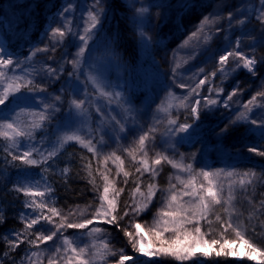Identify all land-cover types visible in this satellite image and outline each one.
<instances>
[{
	"label": "trees",
	"instance_id": "16d2710c",
	"mask_svg": "<svg viewBox=\"0 0 264 264\" xmlns=\"http://www.w3.org/2000/svg\"><path fill=\"white\" fill-rule=\"evenodd\" d=\"M76 1L83 0H0V13L6 12L14 34L10 37V45L14 52L18 51L17 55L8 54L1 59H23L33 55V59L23 67L31 79L30 87L24 88L25 92H34L47 101L58 97L66 73L61 75L58 69L66 71L68 66L64 54L68 40L58 37L52 43L45 27L47 22L56 20L70 3ZM90 1H86L89 7ZM97 5L101 12L98 16L99 35L105 36L118 60L131 72L137 70L140 64L145 66L140 61L141 40L133 12L125 0H98ZM148 6L158 13L147 30L153 41L147 53L156 62L160 75L152 78V85L160 86V91H172L179 95L176 88L183 84L185 86L180 87L183 96L186 89L188 93H194L192 90L196 89V93L220 94L221 107L204 111L197 122L200 133L195 139L189 143L173 142L171 149L164 151L163 156L169 159L161 158L156 176L144 171L136 160L128 162L121 159L124 174L116 178L108 193V198L116 201L112 215L117 219L110 224L103 223L104 218L98 215V210L103 211L102 204L107 207L106 202L101 200L106 185L92 151L77 143H67L55 152L31 154L29 158L37 163L30 165L19 159L13 160L12 157L18 155L7 148L0 138V264H50L52 259H38L43 256V242L38 236L50 235L61 224L82 223L94 216L96 219L93 220L102 223L90 224L84 231L100 228L97 233L101 243L94 244L90 238L84 240L86 259L83 264H117L121 255H140L137 260L125 261L124 264H264V255H261L264 253V156L249 151L250 147L264 151V131L250 122L264 118V97L258 96L253 104L248 105L253 96L264 91V43H256V39L264 35V23L261 22L264 17L255 10L262 6L261 0H148ZM89 7L84 9L90 10ZM229 13L232 14L231 20ZM205 17L211 23H202ZM17 26L20 28L18 32H21L19 36H16ZM193 32H196L195 36ZM25 36L31 41L27 42ZM237 39L240 40L239 48L236 46ZM235 48L257 61L255 75L246 74L240 67L243 60L236 56H230L224 66L219 64V56L235 51ZM49 68L54 70V74H49ZM206 77V84L197 88L199 81ZM41 88L44 90L40 91ZM234 89L236 95L228 101V95ZM144 91L149 93V87L146 86ZM142 94L145 96L144 93L140 96ZM225 101H228L229 107L224 106ZM242 114L248 119L241 118ZM177 118L178 121L184 120L181 112ZM225 127L227 132L220 135ZM158 136H154L156 146H159ZM214 151L240 157L234 159L229 155V163L207 165V155H212ZM173 160L184 166L182 172L185 175L176 201L171 200L173 192L168 189L175 180ZM189 164L191 169H187ZM229 169L241 175L226 177L221 174L218 184L213 185L220 203H213L203 190L208 187L207 181L199 176L202 171L215 173L223 170L225 173ZM245 172L249 173L248 177H243ZM241 178L246 181L244 185L239 183ZM249 179L251 183H247ZM150 187L154 193L151 201L147 199ZM25 190L43 195H25ZM185 192L194 194L185 195ZM200 195H204L205 202L209 204V211L203 218L198 211L193 215L200 204ZM144 204L148 205L147 208L138 214L131 211ZM53 208L57 210V215L52 213ZM177 210L181 212V217L177 219L187 216L189 222L184 223L181 230L173 231L172 218L165 217L163 213ZM44 217H51V222ZM33 219H37L38 223L28 228ZM165 220L170 223L165 225ZM135 223L141 224L146 235L145 247L150 240L153 241L151 250L159 247L155 232H161L162 239L171 243L177 236L182 240L185 232L194 234L198 224L202 240L219 241L214 246L215 251L220 250L225 240H234L235 245L242 243V236L256 248L258 260L238 259L223 253L216 256L215 251L204 256L199 250L187 260L171 255L147 257L134 250L130 238L124 234L127 230L133 233L134 239H139ZM166 226L170 229L167 232L164 231ZM62 228L57 235L76 233L71 228ZM13 244L16 246L13 247ZM231 249L229 245L224 247L225 252Z\"/></svg>",
	"mask_w": 264,
	"mask_h": 264
},
{
	"label": "rangeland",
	"instance_id": "374dc122",
	"mask_svg": "<svg viewBox=\"0 0 264 264\" xmlns=\"http://www.w3.org/2000/svg\"><path fill=\"white\" fill-rule=\"evenodd\" d=\"M86 1L70 3L66 8L68 9L67 12L64 9L56 20L47 22L45 27V31L48 32L47 35L53 40L52 43L60 37L58 34L53 35L52 29L54 28H61L65 32V36L62 38L68 40L64 51L68 66L66 71H63L62 68L58 69L59 72L61 71V75L66 72L64 85L57 93L59 99L56 97L52 101H47L38 97L34 92L29 90L25 92L24 88L30 87L29 80L31 81V79L23 67H26V63L33 59V55L23 59L10 58L13 61L12 65L0 66V94H3L9 83L13 85L20 84L19 92L9 90V98L20 95L30 98L28 106H22L23 111H21V108L10 105L9 108L0 113V138L3 139L6 147L18 156H22L25 151H29L30 155L33 153L41 155L45 152H55L67 143H77L84 146L96 156L105 185H109L111 189L116 178L124 174L121 159H126L128 162L136 160L143 170L146 164L148 168L146 172H149L151 176H156L160 165L153 164V160L158 158L163 160L164 151L167 148L171 149L173 142L189 143L195 139L200 133L198 120L202 117L204 111L221 107L222 97L220 94L212 92H209L212 94H203L201 91L197 92L199 93L197 96L196 93H188L187 89L184 90L185 96H183L180 94L182 89L180 87L176 88V92L179 94L177 95L172 91H160V86L155 87V85H152V78L160 75L156 62L150 59L147 53L151 42H153L150 32L147 30L155 22L158 13L150 10L148 0H125V3L133 12L136 30L141 40L142 58H140V61L145 63V66L140 64L134 72H131L129 67L118 60L113 48L108 45L105 36L99 35L98 25L100 20L98 16L101 12L97 5L98 0L90 1L91 7L88 6ZM85 7H89L90 10L86 11ZM140 9H144V11L141 12ZM255 10L261 15L264 12V6L256 7ZM89 12L98 17V24L90 34L86 31L91 27ZM9 23L6 12H1L0 37L4 42V48H0V59L1 56L17 55L16 53H18V51L14 52L10 45V37H14V34ZM19 29L17 26V32ZM17 32L16 36L21 35V32ZM81 35L85 36L87 43L80 40ZM24 38L27 39V42L31 41L28 36ZM81 47L84 48L83 53L79 51ZM234 50L237 51L236 48ZM69 61H75V63ZM242 62H240V67ZM69 73H72V75L70 76ZM250 74L252 73L250 72ZM32 80L34 83L35 80ZM146 86L149 87V93L144 91ZM105 93L109 95H105ZM116 93H120L118 100L115 98ZM141 93H144L145 96L143 94L140 96ZM185 97L187 99H184ZM205 98L215 100L217 103L203 107L207 104ZM197 99L201 100L202 110L199 111L198 116H194L191 114V107L195 105ZM73 100H82L84 103L80 109H76L72 104ZM181 100L184 101V106H181ZM49 105H51V108L47 107ZM2 107L0 106V108ZM151 107H153L152 110ZM179 112L184 116L183 121H178L177 115ZM39 113H44L47 119L40 121L38 115H36ZM5 117L8 119H5ZM171 120H176L179 124L187 123L191 127L187 133L176 132L170 134L169 128L175 127V125L169 123ZM13 122L17 131L31 132V135L16 136L12 129H7L4 126L6 123ZM34 123H40L41 126L35 128L33 127ZM4 132H8L9 135L4 136L2 134ZM145 133H148V136L145 144L141 145L139 138ZM69 136H72L73 139H67ZM154 136H158L159 146L153 143ZM131 150L135 153L131 154ZM229 155L233 156L234 159L240 157V155ZM229 155L214 151L212 155H207V165H211L213 162H216L215 164L229 163L227 162L229 161ZM173 162L180 165L179 161L173 160ZM174 168L175 180L171 188L168 189L177 195L178 189L181 191V187H183L180 183L184 180L185 175L181 168ZM226 172H233V170L229 169ZM199 177L203 179L202 174ZM220 177L222 175L212 177L214 180L213 185L218 184ZM177 184L180 188L176 187ZM93 223L102 222L93 220ZM89 226L91 225H87V227ZM63 229L60 228L59 230ZM71 229L76 232L74 235L60 233L51 242H43L41 245L43 256L38 259L47 258L48 261L52 259L55 263L61 262V264H83L86 259L84 258L85 254L79 250L83 248L85 251L86 245L84 243L86 241L84 240L90 238L94 244H98L101 243L100 236L93 231ZM140 235L146 237L144 231ZM66 238L71 247L65 244ZM73 248L76 249L75 252L72 250ZM230 248H232L231 251L237 253L235 257L238 259L246 257L251 261L258 260L257 252H252L243 243L232 244ZM58 249L59 251H57Z\"/></svg>",
	"mask_w": 264,
	"mask_h": 264
},
{
	"label": "snow or ice",
	"instance_id": "6c2138e0",
	"mask_svg": "<svg viewBox=\"0 0 264 264\" xmlns=\"http://www.w3.org/2000/svg\"><path fill=\"white\" fill-rule=\"evenodd\" d=\"M261 3H262V6H264V0H261ZM67 11H68V9H65V12H67ZM140 11L143 12L144 9H140ZM89 16L91 17V27L86 29V31L90 34L91 31L93 29H95V27L98 24V17L96 15H93L92 12H89ZM261 16H264V12L261 13ZM231 18H232V14L229 13V20H231ZM205 22L211 23V21H209L208 17H205L204 21L202 23H205ZM261 22L264 23V20H262ZM241 23H243V22L241 21ZM197 31H200V29H198ZM52 33L54 36L57 34L60 37L65 36V32L63 30H61V28L52 29ZM192 35L195 36L196 32H193ZM206 39H207V37H206ZM80 40L84 43H87V40H86L84 35L80 36ZM256 43H258V44L264 43V35H262L261 37L256 39ZM236 46H237V48H239V46H240V40L239 39L236 40ZM39 50L40 49H38V51ZM79 51H80V53H83L84 48L81 47ZM230 56H236V57H239L240 60H243L244 61L243 67L246 68L253 75H255V64L257 63V61L254 58H248V57L244 56L239 51L227 52L225 55L219 56V64L223 65V64L227 63ZM69 62L75 63V61H69ZM12 64H13V61L11 59H0V66H9ZM48 72L50 75L54 74V70L51 68L48 69ZM69 75L71 76L72 73H69ZM213 75H215V73H213ZM206 82H207V77L205 79H201L199 81V85H197V88H199L200 85H204ZM179 86L184 87L185 85L180 84ZM20 88H21L20 84L13 85L12 83H9L7 85V87L4 89L3 94H0V106H3L2 108H0V113H2L4 109L9 108L10 105H14L15 108H21V111H23V107L28 106V103L30 101L29 97H25L23 95H20V96H11V99L9 98L10 97L9 90H11V92H19ZM43 90L44 89H42V88L40 89V91H43ZM192 91L194 93H196V89H193ZM210 91H211V89H210ZM105 95H109V94L105 93ZM196 95L198 96L199 93H196ZM235 95H236V90L234 89L233 92L228 95V101H230L233 98V96H235ZM258 96L264 97V91L258 92L255 96H253L252 99L248 102V105L253 104L257 100ZM115 98L118 100L120 98V93H116ZM57 99H59V97H57ZM184 99H187V97H185ZM205 99L207 100V104L204 105L203 107L212 106V105H215L217 103V101H215V100L208 99V98H205ZM228 101L224 102L225 107H229ZM83 103H84V101H82V100L81 101H77V100L72 101V104L75 106L76 109H80L81 105ZM180 104H181V106H184V101L181 100ZM248 105H245V107L247 108ZM47 107L51 108V105H49ZM12 110L14 111V109H12ZM201 110H202L201 100L197 99L195 102V105L191 107V114L194 116H198L199 111H201ZM36 115H38V118L40 121L47 119V116L44 113H39ZM241 118H243L245 120L248 119V117L243 116V114H242ZM5 119H8V118L5 117ZM250 122L253 125L259 126L262 129V131H264V118H261V120H259V121L256 119H252ZM169 123L171 125H175V127L169 128L170 134H175L176 132L187 133L191 127L187 123L179 124L176 120H171V121H169ZM4 126L7 129H12L16 136H22V135L30 136L31 135V132L25 133L22 131H17L14 128V122L13 123H6V125H4ZM40 126H41L40 123H34V125H33V127H35V128H39ZM121 130H123V129H121ZM226 132H227V127H225L224 129H221L220 135H223ZM2 134L6 137L9 135L8 132H4ZM147 136H148V133H145L144 135L140 136L139 142L141 145L145 144V140H146ZM67 139L70 140V139H73V137L69 136V137H67ZM249 151L255 152L257 155L264 156V151H257V149L255 147H250ZM29 157H30V152L25 151L22 156H13L12 158H13V160L19 159V160L23 161L24 163L30 164V165L37 163L35 160H32ZM117 159H119V158L117 157ZM164 159L167 160L169 158L164 157ZM169 162H171V160H169ZM153 164L160 165L161 159L158 158V159L153 160ZM173 166L181 168V170H184L183 165L174 164ZM191 168H192L191 164L187 165V169H191ZM144 170L145 171L148 170L146 164H145ZM138 171H139V169H138ZM201 174L204 177V180L207 181V184H208V187L203 189V190L206 193L207 197L211 198L213 203H220V200L218 199V192L213 189L214 180L212 179V177H214V176L218 177L221 174L226 175L228 177H232L234 175H241V174L235 173V172L224 173L223 170H219L215 173L210 172V171H202ZM242 175H243V177H248L249 173L245 172ZM252 176L254 177L255 174L253 173ZM239 183L241 185H244L246 183V181H245V179L241 178ZM247 183H251V179H249L247 181ZM187 186L188 185L186 184L185 187H187ZM201 187L203 188V185H201ZM109 191H110V186L106 185L104 187V190H103L104 194H103V196H101V200L106 202L107 207L104 208L103 204H102L101 208L103 209V211L98 210V215L102 216L104 218L102 221L103 223H114L117 219L116 216L112 215L116 209V201L114 199L108 198ZM29 194H31L33 196L43 195V193H29L27 190H25V195H29ZM191 194H194V193L185 192V195H191ZM117 195H118V193H117ZM141 195H143V193H141ZM153 195H154V193L151 191V187H150L147 199L149 201H151ZM171 200L176 201L177 196L175 194H173L171 196ZM199 201H200V204L193 211V215H196V212L198 211L200 213L201 218H203L204 216L207 215V212L209 211V204L205 202V196L204 195L199 196ZM147 206H148L147 204H144L143 207L138 206L137 208L131 209V211L136 212L138 214L140 211H143L145 208H147ZM51 211L54 215L58 214L57 210L55 208L51 209ZM127 214H128V212L125 213V215H127ZM163 215L165 217H171L172 218L171 223L175 226L172 229L173 231L181 230L183 228V224L186 222H189L187 216H184L183 219H177L178 217H181V212L179 210L164 212ZM44 219H46L48 222H51V217H44ZM93 219H96V217L94 216ZM93 219L86 220L85 222H82V223L67 222L66 224H61L60 226L57 227V231L51 232L50 235H40V236H38V239L41 242L51 241L57 235V232L59 231L60 228L67 227V228H75V229H84L87 227V225L93 223ZM37 223H38V220L33 219L31 221V223L27 225V227L31 228L33 225H36ZM169 223H170L169 220L164 221L165 225H168ZM134 227L136 229V236L140 237L139 239H134L133 233H131L127 230H125L124 234L130 238V242L132 243L134 250L139 251L141 254H143L144 256H147V257L159 256V255H171V256L176 257L177 259L187 260L190 257L196 255L198 250L201 251L204 256H208L211 254L212 251H215L214 246L219 243V241H217V240H211V242H209L207 240H202L200 238L201 229L197 224V226H195V228H194V234H190V233L185 232V233H183V239L182 240L180 239L179 236H177V238L175 240H173L171 243H168L166 240L162 239L163 234L161 232H159V231L155 232L154 233L155 240L159 241V247H156L155 250H151L153 241L150 240L148 246L145 247L144 237L140 236V234L143 232L141 224L135 223ZM228 227H231V225H228ZM169 230L170 229L167 226L164 228L165 232H167ZM93 231L100 232L101 229L95 228V229H93ZM237 235L240 236L239 233H237ZM240 239H241L243 244L247 245V247L249 249H251L252 252L257 251L256 248H254L251 244H249V242L247 240H244L242 236H240ZM33 243H35V242H33ZM235 243H236V241H234V240L233 241L225 240L224 243L220 245V250L215 251V255L220 256L223 253V254L229 255V256H236L237 253L235 251H228V252L224 251L225 245L231 246L232 244H235ZM65 244H67L69 247H71V244L67 238L65 239ZM166 244H167V246H165ZM15 246L16 245L13 244V247H15ZM72 250L74 252L76 251V249H74V248ZM57 251H59V249ZM79 251L81 253H83L84 249L81 248ZM34 255H35V253H34ZM261 255H264V253H261ZM131 259H132V257L126 256V255H121L120 260L117 262V264H124L125 261L131 260ZM50 264H54V261H50Z\"/></svg>",
	"mask_w": 264,
	"mask_h": 264
},
{
	"label": "water",
	"instance_id": "95a60500",
	"mask_svg": "<svg viewBox=\"0 0 264 264\" xmlns=\"http://www.w3.org/2000/svg\"><path fill=\"white\" fill-rule=\"evenodd\" d=\"M0 48L1 49H3L4 48V45H2L1 43H0ZM243 64H244V62H242V70L246 73V74H250V72L246 69V68H244L243 67ZM138 258H140V255H137L136 257H132V259L131 260H129V261H134V260H137Z\"/></svg>",
	"mask_w": 264,
	"mask_h": 264
},
{
	"label": "bare ground",
	"instance_id": "6f19581e",
	"mask_svg": "<svg viewBox=\"0 0 264 264\" xmlns=\"http://www.w3.org/2000/svg\"><path fill=\"white\" fill-rule=\"evenodd\" d=\"M0 43H1L2 45H4V42H3V40H2L1 37H0Z\"/></svg>",
	"mask_w": 264,
	"mask_h": 264
}]
</instances>
